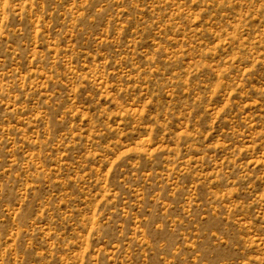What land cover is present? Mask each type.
I'll return each instance as SVG.
<instances>
[{
	"label": "rangeland",
	"instance_id": "374dc122",
	"mask_svg": "<svg viewBox=\"0 0 264 264\" xmlns=\"http://www.w3.org/2000/svg\"><path fill=\"white\" fill-rule=\"evenodd\" d=\"M0 264H264V0H0Z\"/></svg>",
	"mask_w": 264,
	"mask_h": 264
}]
</instances>
